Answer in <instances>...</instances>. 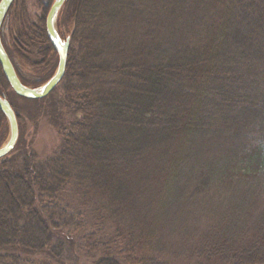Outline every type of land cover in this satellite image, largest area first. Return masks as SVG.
Here are the masks:
<instances>
[{
  "label": "trees",
  "instance_id": "obj_1",
  "mask_svg": "<svg viewBox=\"0 0 264 264\" xmlns=\"http://www.w3.org/2000/svg\"><path fill=\"white\" fill-rule=\"evenodd\" d=\"M46 1L33 19L13 0L1 35L27 86L57 66ZM57 29L47 96L0 67L18 132L52 109L61 135L0 158V264H264V0H66Z\"/></svg>",
  "mask_w": 264,
  "mask_h": 264
},
{
  "label": "water",
  "instance_id": "obj_2",
  "mask_svg": "<svg viewBox=\"0 0 264 264\" xmlns=\"http://www.w3.org/2000/svg\"><path fill=\"white\" fill-rule=\"evenodd\" d=\"M65 1L53 0L45 17L46 34L58 56L56 69L44 83L38 86H27L19 79L1 40L2 23L13 0H0V67L11 89L20 97L27 99L43 98L58 85L64 76L70 42L68 37L63 39L60 36L57 29V18ZM0 111L5 116L9 129L6 141L0 146V158H2L15 146L19 132L16 114L9 101L2 95H0Z\"/></svg>",
  "mask_w": 264,
  "mask_h": 264
},
{
  "label": "rangeland",
  "instance_id": "obj_3",
  "mask_svg": "<svg viewBox=\"0 0 264 264\" xmlns=\"http://www.w3.org/2000/svg\"><path fill=\"white\" fill-rule=\"evenodd\" d=\"M19 0H16L15 4L13 5V7L10 9V11L12 10H16L17 6V2ZM48 1L44 0V1H38V0H26V10L28 11V13L30 14L31 17L33 13L35 14H39L40 11L43 9L42 6H47ZM11 11V12H12ZM16 13L20 14V11L18 12V10L16 11ZM35 18V16L33 17V19ZM17 21V20H16ZM9 27V28H6ZM16 24L15 22H11L9 16H7V20L5 23V20L3 22L2 25V31L4 32L5 29L7 30H12V28H15ZM69 34L68 32H66L65 35ZM64 37H67L65 36ZM8 37H4L3 36V42H7L8 47ZM29 56L32 59H37V57H34V55L29 53ZM43 74L40 73L38 75H34L36 76V78L34 79L35 81H39L40 77ZM17 95V94H16ZM21 103V101H20ZM57 109L59 111H61V108ZM33 115H28L25 116V112L22 111L23 114V118L24 120L22 121L21 119V123L19 126V141L21 143V141L26 142L27 143V148H22L21 147V152H19L18 155L23 154L24 150L27 149L26 151H34L35 154L37 155V158L39 160L43 159L44 157L50 155L56 148L59 147L60 142H61V135L60 132L57 130V128L55 126H53L48 119L50 117H52L53 114V110L49 109V110H40V111H34L33 110ZM63 112V111H62ZM58 113V112H56ZM63 116H65L66 118V114H64V112L62 113ZM7 129H8V124H7ZM9 131V129H8ZM8 131H7V135L3 141V143L6 141L7 137H8ZM2 143V144H3ZM16 156V155H14ZM11 156H9L8 158H10ZM17 158V156H16Z\"/></svg>",
  "mask_w": 264,
  "mask_h": 264
}]
</instances>
